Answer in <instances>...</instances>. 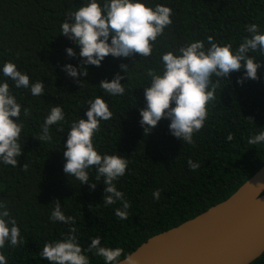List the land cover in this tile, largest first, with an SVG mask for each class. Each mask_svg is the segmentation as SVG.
I'll return each instance as SVG.
<instances>
[{
  "label": "trees",
  "instance_id": "16d2710c",
  "mask_svg": "<svg viewBox=\"0 0 264 264\" xmlns=\"http://www.w3.org/2000/svg\"><path fill=\"white\" fill-rule=\"evenodd\" d=\"M88 2L0 0V83L9 84L22 106L20 122L24 125L18 166L0 162V202L7 204L25 241L22 246L0 249L8 264H49L40 256L45 243L62 240L71 227L76 228L90 264H104L94 251H86L96 237L101 238V246L122 248V261L150 238L228 200L264 166V143L248 142L264 131V55L258 52L249 53L262 65L257 80L238 84L245 75L243 69L220 80L208 108L209 118L194 136V146L171 135L167 119L148 135L140 125V110L147 106L143 89L151 83L146 73L151 69L162 74V55L169 51L179 55L180 47L198 40L207 48L210 36L218 44L230 43L237 49L250 36L246 31L249 24L259 25L264 34V0H140L148 7L162 5L173 11V23L158 38L153 54L148 58L139 54L108 56L100 67L88 65V76L80 77L85 82L81 87L63 71L68 64L79 67L82 58L76 43L61 35V24L69 11ZM104 2L98 0L101 6ZM67 48L77 55L69 58ZM8 61L27 74L30 83L42 81L44 95L33 96L30 89L15 88L2 72ZM121 65H126V72ZM116 74L124 77L125 92L111 96L99 85L111 82ZM212 79L215 83L217 77ZM96 97L113 113L110 120L100 122V131L94 136L96 150L101 155H121L129 162L126 174L114 181L131 205L126 220L115 215L117 208H123L120 201L110 206L103 203L104 179H97L95 168L89 170V183L97 184L95 190L63 171L70 126L79 119L87 120L88 101ZM54 106L63 108L65 121L50 126L51 142L39 141L36 138ZM24 108L30 109V116L23 115ZM230 133L232 141L226 139ZM188 160L200 167L190 171ZM25 163L27 172L22 171ZM157 189L161 191L159 200L153 197ZM57 200L64 214L75 218L74 225L50 220ZM252 264H264V254Z\"/></svg>",
  "mask_w": 264,
  "mask_h": 264
},
{
  "label": "clouds",
  "instance_id": "9594fccd",
  "mask_svg": "<svg viewBox=\"0 0 264 264\" xmlns=\"http://www.w3.org/2000/svg\"><path fill=\"white\" fill-rule=\"evenodd\" d=\"M172 15L173 11L169 7L156 5L152 8L140 0H105L103 6L98 0H89L77 10L69 11L61 24V35L76 43L80 49L79 57L82 58L79 67L68 64L63 71L82 87L85 82H81L80 77L88 76L86 66L100 67L108 56L129 58L139 54L140 57H150L158 38L172 25ZM246 31L250 36L235 50L230 43L218 44L210 36L207 40L210 46L207 48L204 41L198 40L180 47L177 50L179 55L171 51L162 55V74L151 69L146 73L151 83L143 89L147 106L140 110V125L145 134H150L161 120L167 119L170 121L171 135L194 146V136L203 130L209 118L208 108L216 98L220 80L242 69L245 70V75L237 81L238 84L243 85L248 79H258V69L262 65L250 57L249 53L264 55V34L256 23L249 24ZM66 53L69 58L77 55L72 48H67ZM121 68L126 72V65H121ZM2 72L14 82L15 88L30 89L33 96L44 95L43 82L30 83V77L19 71L11 61L4 63ZM213 76L217 77L215 83ZM123 79V76L116 74L111 82L101 81L99 86L111 96L123 95ZM88 104L87 120L73 122L67 134L63 171L67 176L71 175L81 184H87L95 190L97 184L89 183V170L95 168L97 179H104L103 203L110 206L120 201L123 208H117L115 215L120 220H126L131 205L124 199V193L117 189L114 181L126 174L129 162L121 155H101L94 146V136L100 131V122L110 120L113 113L100 97L89 100ZM21 112L22 106L12 94L9 84L0 83V162L4 165L18 166L17 158L23 155L19 143L24 127L20 122ZM23 115L30 116V109L24 108ZM64 121L63 108L52 107L44 120L42 134L36 139L51 142L50 126ZM226 139L232 141L234 137L230 133ZM248 142L252 145L264 143V131L252 136ZM188 166L190 171H196L200 167L192 160H188ZM27 170L28 164L25 163L22 171ZM160 196L159 189L153 192L156 200ZM52 209V222L68 225L76 223L74 217L64 214L58 200ZM69 233L62 240L45 243L40 256L49 261V264H90L89 257L75 234L76 228H69ZM24 242L17 220L11 216L7 204L0 202V249H4L6 245L22 246ZM86 251H94L95 255L103 258L104 264H122L120 257L124 250L120 247L101 246L100 237L93 238ZM0 264H8L3 253H0Z\"/></svg>",
  "mask_w": 264,
  "mask_h": 264
},
{
  "label": "water",
  "instance_id": "95a60500",
  "mask_svg": "<svg viewBox=\"0 0 264 264\" xmlns=\"http://www.w3.org/2000/svg\"><path fill=\"white\" fill-rule=\"evenodd\" d=\"M261 186L264 166L228 200L150 238L122 264H252L264 254Z\"/></svg>",
  "mask_w": 264,
  "mask_h": 264
}]
</instances>
